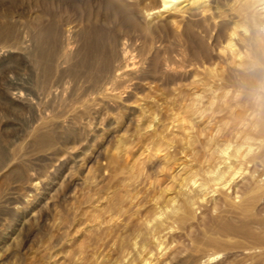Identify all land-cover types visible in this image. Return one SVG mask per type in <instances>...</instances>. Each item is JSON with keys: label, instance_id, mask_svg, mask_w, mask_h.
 <instances>
[{"label": "rangeland", "instance_id": "rangeland-1", "mask_svg": "<svg viewBox=\"0 0 264 264\" xmlns=\"http://www.w3.org/2000/svg\"><path fill=\"white\" fill-rule=\"evenodd\" d=\"M154 7L0 0V264H264V9Z\"/></svg>", "mask_w": 264, "mask_h": 264}, {"label": "bare ground", "instance_id": "bare-ground-1", "mask_svg": "<svg viewBox=\"0 0 264 264\" xmlns=\"http://www.w3.org/2000/svg\"><path fill=\"white\" fill-rule=\"evenodd\" d=\"M244 0H233V3H238V9H237V11H239V13L240 14H242V12H244L245 10H247L248 8H250L251 6H253L254 8H255V10H257L256 8H259L258 10H257V12H259V11H262L263 9H264V0H245L244 2H243ZM184 3V2H187V4H180V3ZM154 3H155V7L153 8V9H159V11L160 10H167V11H170L171 9H176V11H178L179 13H181L184 17H186L187 19H195V18H201L203 15H205V13L209 10V7H210V0H154ZM178 4H180L179 6H178ZM158 11V12H159ZM264 11V10H263ZM157 12V11H156ZM246 12V11H245ZM150 14H154V13H149L148 15H150ZM150 25H149V28H151L152 29V27H154V26H156V24H157V21H155V20H152L150 23H149ZM237 25V24H236ZM234 26V25H233ZM240 26L238 25L237 27H235L234 29H233V31L231 32V34H230V37H229V42H228V47L230 48V49H232L233 48V50H234V47L237 45V41H236V37L237 36H239V34H238V32H237V29L239 28ZM150 29V30H151ZM245 29V28H244ZM246 30V29H245ZM264 35V34H263ZM181 36H183V37H186V30L185 31H183L182 32V35ZM12 37V36H11ZM187 38V37H186ZM127 40H128V38L127 37H122L121 39H120V44L123 46V50H122V52H121V55L122 56H120V58H121V61L125 64L124 66L123 65H121L120 67H118L116 70H115V72H116V74L117 75H122L123 73H124V71H127V70H132V69H135L137 66H136V63L134 62V63H131V62H128L127 61V50H126V48H124V45L126 44V42H127ZM262 41V40H261ZM20 42V41H19ZM39 42V41H38ZM65 42V41H64ZM5 44H7V42L5 43ZM29 44V43H28ZM261 44V43H260ZM262 44H263V42H262ZM1 45V44H0ZM3 45V44H2ZM263 46H264V44H263ZM100 47H101V45H100ZM6 49V48H5ZM99 50H100V48H99ZM1 51H3V50H1ZM15 52H16V47L15 46H11V47H9L8 49H6V51H5V53H3L5 56H9L8 58H9V60L11 61L12 59H13V57H15L14 56V54H15ZM2 53V52H1ZM100 53V52H99ZM3 55V56H4ZM235 55H239V57H241L242 56V53H241V51L239 50V51H237V53H235ZM46 56V55H45ZM244 57V56H243ZM104 63V62H103ZM3 65V64H2ZM7 66V65H6ZM14 66V65H13ZM23 66V65H22ZM1 67V66H0ZM116 68V67H115ZM2 68H0V73H1V70ZM113 73V72H112ZM114 74V73H113ZM10 77V76H9ZM114 77V76H113ZM10 79H12V78H10ZM64 79V78H63ZM221 80H224L225 78L224 77H221L220 78ZM12 81V84H11V86L10 87H8L9 88V90H8V93H9V96H10V99H11V101H13V102H16V103H20V102H23V101H26V99L29 97V96H32V94L29 92V90L23 85V84H21V83H19V82H17V80H14V79H12L11 80ZM32 82V81H31ZM67 86H68V84H67ZM30 100V99H29ZM46 113V112H45ZM50 114V113H49ZM40 117V116H39ZM36 118V117H35ZM39 120V119H38ZM37 120V121H38ZM36 121V122H37ZM63 121V120H62ZM66 121V120H65ZM37 124V123H36ZM32 125V124H31ZM30 127V126H29ZM25 137H27L26 135H25ZM28 138V137H27ZM251 146V145H250ZM237 150V149H236ZM82 151V150H81ZM238 152H239V150H238ZM249 152V151H248ZM254 152V151H253ZM222 153H227V152H225V151H222ZM235 154V153H234ZM248 154V153H247ZM239 156V155H238ZM245 156V155H244ZM230 158V157H229ZM255 158H257V157H255ZM236 159V158H235ZM247 159V158H246ZM57 161V160H56ZM247 161V160H246ZM231 162V161H230ZM246 163V162H245ZM11 165V164H10ZM8 166V165H7ZM220 167V166H219ZM241 167V166H240ZM224 168V167H223ZM232 168H234L233 166H231V165H227L226 166V168L224 169V170H221V171H217V173H216V176L213 178V181H214V184L218 187V188H222V189H225L226 191L227 190H229V189H232V187L235 189V193L237 194V195H239V194H245L247 191H248V189H249V187L251 186V182L249 181V179L251 178V177H255V175H254V171L252 172V174L250 175L251 177L250 178H245V176L246 175H243L244 176V178L242 179V181L240 182V183H236V184H234L233 185V183H234V180H235V177L237 176V174H239L240 173V169H242V168H238L239 170H237V171H234V172H232V173H230V170L232 169ZM5 170L7 169V167L6 168H4ZM0 170H3V169H0ZM235 170V169H234ZM259 171V170H258ZM4 172V171H3ZM6 172V171H5ZM242 172V171H241ZM240 175V174H239ZM242 176V177H243ZM241 176H239V178H240ZM257 177V176H256ZM252 179V178H251ZM19 183V182H18ZM36 183V182H35ZM35 183L33 182L31 185L29 184V187L31 188V187H33L34 185H35ZM194 183H196V181H194ZM197 184V183H196ZM195 185V184H194ZM258 185V184H257ZM221 186V187H220ZM251 188H252V186H251ZM233 189V190H234ZM229 191H231V190H229ZM204 192V191H203ZM202 192V193H203ZM232 192H234V191H232ZM227 194H230V193H227ZM233 195L232 196H234L235 197V195H234V193H232ZM236 195V196H237ZM228 196H230V199L231 200H234L233 199V197H231V195H228ZM222 198V197H221ZM220 197L219 198H216V200H215V202H214V205H213V209H214V212L215 211H217L218 209H220V206H221V204H222V199H221ZM203 199H204V197H203ZM236 199H237V197H236ZM200 200V199H199ZM225 200V199H224ZM226 200H229V198L228 199H226ZM237 202V201H236ZM229 204H230V202H229ZM231 204H233V201L231 202ZM238 204V203H237ZM236 204V205H237ZM233 206H235V203L233 204ZM238 206V205H237ZM236 206V207H237ZM235 207V208H236ZM237 209V208H236ZM237 211V210H236ZM241 214V213H240ZM245 214V213H244ZM239 215V214H238ZM246 217V216H245ZM23 223V222H22ZM264 223V222H263ZM227 227V226H226ZM237 228H239V227H237ZM1 229V228H0ZM234 232H235V230H233ZM17 233V232H16ZM15 233L13 232H11V233H9L5 238H6V240L5 241H7V240H13V235H14ZM14 238H15V236H14ZM5 241L3 242V244H1V246H0V249L1 250H3L4 249V247H5ZM8 242V241H7ZM258 248V247H257ZM260 248V247H259ZM263 248V247H262ZM250 250V249H249ZM263 251H261V249L259 250V251H261V252H263V254H264V249H262ZM230 251V250H229ZM251 251V250H250ZM248 252V251H247ZM247 252H246V254H247ZM262 254V255H263ZM248 256H250V255H248ZM204 257H206V256H204ZM207 257H209V258H212V257H214L215 258V255H209V256H207ZM206 257V258H207ZM209 258H208V260H209ZM206 261H208L207 259H205ZM211 260V259H210ZM204 261V260H203ZM231 262V261H230ZM249 263V262H248ZM247 264V263H246Z\"/></svg>", "mask_w": 264, "mask_h": 264}]
</instances>
